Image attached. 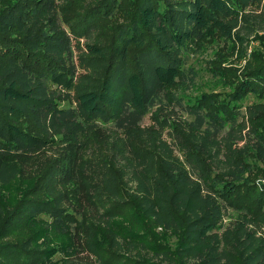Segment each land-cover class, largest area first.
<instances>
[{
    "label": "trees",
    "instance_id": "trees-1",
    "mask_svg": "<svg viewBox=\"0 0 264 264\" xmlns=\"http://www.w3.org/2000/svg\"><path fill=\"white\" fill-rule=\"evenodd\" d=\"M6 1L0 264H264V59L223 73L229 93L180 94L188 53L213 33L243 44L264 0ZM36 222L68 244L6 234Z\"/></svg>",
    "mask_w": 264,
    "mask_h": 264
},
{
    "label": "rangeland",
    "instance_id": "rangeland-1",
    "mask_svg": "<svg viewBox=\"0 0 264 264\" xmlns=\"http://www.w3.org/2000/svg\"><path fill=\"white\" fill-rule=\"evenodd\" d=\"M16 0H7L6 4H9ZM86 0H73L72 3L76 7L74 10H81ZM262 9L260 7H250L247 9L249 17V25L251 30L240 24V27L235 32L243 34L245 41L243 44L233 41L232 39L224 38L218 33H213L210 38L201 44V48H193L188 53L187 69L194 70L198 76L196 83L189 89H181L180 94L186 98L195 97L203 93L210 92H231L232 84L228 77L224 76L227 70L241 73L249 65L257 66L258 60L264 59V44H262V38H264V21L259 18ZM123 18L117 16L112 18L107 24L111 25L105 27L104 32L107 35L113 32L114 26L119 23ZM106 24V25H107ZM105 25V26H106ZM253 33H252V32ZM108 39V38H106ZM81 43H84L81 40ZM236 70V71H235ZM258 100L253 93L247 94L242 100L241 105L243 110L246 107L253 105ZM63 107H69V102H64ZM150 119L146 118L144 125H149ZM264 182V181H263ZM30 182L16 181L10 187L3 188L1 195L4 201L9 206H15L24 196L27 189L30 187ZM124 220L123 218L117 219V221ZM13 226V227H12ZM7 229L6 234L9 235L10 240L25 241L27 239L35 240L36 244L48 245L51 248H57V250L63 248L68 244V238L64 235H55L54 233L43 228L40 222H36L35 225H22L14 226ZM156 232H161L156 229ZM173 241V240H172ZM57 258H60L58 256Z\"/></svg>",
    "mask_w": 264,
    "mask_h": 264
}]
</instances>
